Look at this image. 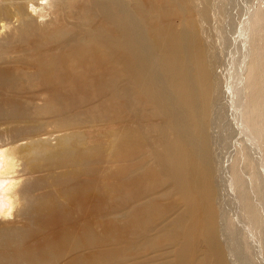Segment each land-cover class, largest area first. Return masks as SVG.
<instances>
[{
    "label": "bare ground",
    "instance_id": "1",
    "mask_svg": "<svg viewBox=\"0 0 264 264\" xmlns=\"http://www.w3.org/2000/svg\"><path fill=\"white\" fill-rule=\"evenodd\" d=\"M263 66L264 0H0V264H264Z\"/></svg>",
    "mask_w": 264,
    "mask_h": 264
},
{
    "label": "rangeland",
    "instance_id": "2",
    "mask_svg": "<svg viewBox=\"0 0 264 264\" xmlns=\"http://www.w3.org/2000/svg\"><path fill=\"white\" fill-rule=\"evenodd\" d=\"M235 10H237V9L235 8L234 11H235ZM226 53H227V52H225V53H223V55H221V56H222V57H221L222 59L227 60V58H228L229 56L226 57V55H228L229 53H227V54H226ZM224 54H226V55L224 56ZM225 60H224L223 64H222V62H221V64H222V65L220 64L221 67H222V66H223V67H226ZM221 61H223V60H221ZM224 65H225V66H224ZM220 66H219V67H220ZM221 67H220V68H221ZM220 68H219V69H220ZM261 74H262V77H263V79H264V66L262 67ZM229 135H230V134H229ZM227 139H228V138H227Z\"/></svg>",
    "mask_w": 264,
    "mask_h": 264
}]
</instances>
